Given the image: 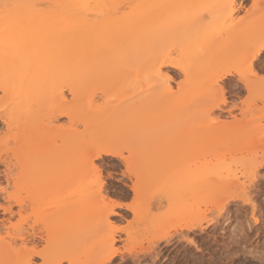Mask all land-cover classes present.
Segmentation results:
<instances>
[{
  "label": "rangeland",
  "instance_id": "rangeland-1",
  "mask_svg": "<svg viewBox=\"0 0 264 264\" xmlns=\"http://www.w3.org/2000/svg\"><path fill=\"white\" fill-rule=\"evenodd\" d=\"M213 2L0 0V264H262L264 85L245 61L264 0L216 21L239 34L196 41L215 16L189 5ZM168 21L175 40L152 49L154 66H124L132 27ZM70 53L112 70L70 73ZM101 124L102 145L143 129L159 147L128 136L119 158L98 154ZM199 170L212 196L192 192Z\"/></svg>",
  "mask_w": 264,
  "mask_h": 264
},
{
  "label": "bare ground",
  "instance_id": "bare-ground-1",
  "mask_svg": "<svg viewBox=\"0 0 264 264\" xmlns=\"http://www.w3.org/2000/svg\"><path fill=\"white\" fill-rule=\"evenodd\" d=\"M33 1V0H32ZM38 2V1H37ZM228 3H230L232 5V7L227 11L226 14H216L214 15L215 18L212 19V22H210L208 25H207V28L206 29H213L214 32L213 34H206V33H201V34H197L195 36V40L196 41H206L207 43L209 44H213L215 43L218 39H220L224 34H228L229 30H230V35H236L237 30L235 29H231V28H227L226 26L223 25L222 22H219V23H216L217 20H224V19H227V17L231 18L233 17V15L235 14L236 12V8H235V2L234 0H227ZM25 10L27 11H33L32 8L29 6V7H26L24 8ZM228 26V25H227ZM178 27L176 26V23L174 21H168V22H161V23H157L155 25V27H148V25H146L145 23H139L138 25H136L135 27H132L133 30H135V33L137 34L138 38L136 39V41L134 40L131 45L129 44V46L127 47L126 49V55H124V57L122 58V60H125V63H124V66H133L134 68H137L139 71V69L143 68L144 66H148V67H153L154 66V63L156 62L157 59H155L154 61L152 60L153 58L150 56L151 55V51L152 49L157 46L158 44L159 45H164L165 44V41L166 39L171 42V41H174L175 40V30L177 29ZM130 30V23H126V27H125V31H128ZM132 31V30H131ZM240 33V31H239ZM238 33V34H239ZM164 35H166V39L163 40ZM185 38H187V36L185 35ZM191 40V39H190ZM230 40V38H229ZM261 41H264L261 40ZM260 41V42H261ZM166 45V44H165ZM227 45V44H226ZM196 47H199V46H196ZM204 48V47H203ZM206 48V47H205ZM200 50V48H199ZM202 51V50H200ZM207 51V48L206 50ZM124 53V52H123ZM74 54V55H73ZM70 53L69 55H67L66 57H68V63H67V66L70 68V73H80V72H83V73H87L88 71H90V68L93 67V68H96V67H99L101 68V71H105L106 68L108 69V72L112 69L109 70L108 68V64H104L105 62L103 63H99L97 60V58H87V57H93L94 55L92 56H87L85 53L84 54H75V53ZM99 55V53H97ZM96 54V56H98ZM108 54V53H107ZM113 54V53H112ZM154 54V53H152ZM162 54V53H161ZM170 54V53H169ZM111 55V53H110ZM118 56V54H115ZM157 54H155V57H156ZM154 57V55H152ZM161 56V55H160ZM112 58V57H111ZM157 58V57H156ZM113 59V58H112ZM114 60V59H113ZM110 61V60H109ZM117 62V61H116ZM115 62V63H116ZM113 64V63H112ZM118 64V62H117ZM254 64V62L252 63V65ZM119 65H122V64H119ZM167 65V64H166ZM168 66H174L175 67V63L173 61H169L168 62ZM182 71H185L184 68L181 67V65H177ZM103 67V68H102ZM159 72V70L161 69V64L160 62L158 64H156L155 66ZM254 67V66H253ZM112 68V67H111ZM122 68H125V67H122ZM150 69V68H149ZM257 69V68H256ZM114 70H117L118 69H114ZM120 71V70H119ZM26 75H33L36 71L34 70H28L26 71ZM95 72V71H94ZM92 72V73H94ZM111 72V71H110ZM114 72V71H113ZM116 72V71H115ZM91 73V72H90ZM231 74V71H226L223 73V75H230ZM25 74L23 75V77L26 76ZM158 75H160V72L158 73ZM242 75V74H241ZM251 75V74H250ZM244 76V75H242ZM254 76V75H252ZM191 80H194L196 77H195V74L191 75ZM222 77V75H221ZM219 77L216 78V80L218 79ZM194 82V81H193ZM100 124V123H99ZM102 125V126H101ZM101 125H96V126H93L91 131L89 132L90 133V137H91V140L93 143L95 144H98L101 140V136H102V127L103 124ZM94 129V130H93ZM108 130V129H107ZM142 131L139 132V133H135V134H131L128 133L125 134L126 136H123L122 135L120 136L122 139H125L126 137L129 136V140L127 141L128 144L127 145H130L131 147H139L140 149H142V151H150V150H153L157 147H159V142L157 141L158 137L159 136H155L153 137L151 140H147L148 139V133L141 129ZM115 131V130H114ZM110 132V131H109ZM109 132L107 133V131L105 130V133L106 135L109 134ZM132 132V131H130ZM135 132V131H133ZM104 133V135H105ZM112 134V133H111ZM117 134V133H116ZM105 135V136H106ZM193 136V135H192ZM191 136V141H195L197 139H199V137H196L197 135H194V137L196 138H193ZM107 138V141L109 142V138ZM189 138L188 140H190V136L187 137ZM112 139V138H111ZM121 139V140H122ZM116 142L114 141H110L108 144V146L105 144V145H102V142H100L101 144V149H100V152L98 154H105V155H110V156H116L119 158V155L121 153H118V149L116 147V145H119L121 146V140L119 139H115ZM198 141V140H197ZM123 142V141H122ZM125 144V142H123ZM98 144V145H100ZM115 144V145H114ZM96 150V149H95ZM102 156V155H101ZM109 157V156H108ZM195 161V160H194ZM198 161V160H196ZM195 163V162H194ZM205 168V167H204ZM207 168V167H206ZM195 170V169H194ZM207 170V169H206ZM200 171V172H199ZM199 171H196L193 175L194 179H193V182H192V187H191V190L192 192H194L195 194V197L198 198V196H203L202 194H204V196H212L211 194V191L207 190L210 186H209V182L207 180H204L203 177H202V173L201 170ZM228 176V175H227ZM226 177V176H225ZM253 177V176H252ZM210 178V177H209ZM213 179V178H211ZM216 179V178H215ZM250 180V179H249ZM216 181V180H215ZM224 181V180H223ZM214 182V181H213ZM218 182V181H217ZM236 183V182H235ZM231 185V184H230ZM229 185V186H230ZM234 185V184H233ZM209 186V187H208ZM221 186V185H220ZM213 187V186H211ZM233 187V186H232ZM231 187V188H232ZM218 188V187H217ZM223 188V187H222ZM221 188V189H222ZM247 188V187H246ZM210 189V188H209ZM105 190V189H104ZM190 190V191H191ZM215 190V188H214ZM226 190V189H225ZM228 190V189H227ZM240 190V189H239ZM217 191V190H215ZM229 191V190H228ZM106 192V190L104 191ZM223 192V191H222ZM226 192V191H225ZM107 193V192H106ZM188 193V192H187ZM191 193V192H190ZM215 193V192H214ZM192 194V193H191ZM192 194V195H194ZM216 195V194H215ZM213 195V197L215 196ZM219 196V195H218ZM221 196V195H220ZM202 198V197H201ZM201 200V199H200ZM115 215V213H114ZM192 228V227H191ZM190 228V229H191ZM188 229V228H187ZM36 242V241H35ZM34 242V243H35ZM37 245V244H36ZM111 258H108L107 261L109 263V260ZM177 263V262H176ZM47 264H51L49 262H47ZM181 264V263H180Z\"/></svg>",
  "mask_w": 264,
  "mask_h": 264
},
{
  "label": "snow or ice",
  "instance_id": "snow-or-ice-1",
  "mask_svg": "<svg viewBox=\"0 0 264 264\" xmlns=\"http://www.w3.org/2000/svg\"><path fill=\"white\" fill-rule=\"evenodd\" d=\"M189 7H198L200 9H206L209 11L210 15H216V14H226L227 11L232 7L230 3L227 2V0H215L213 3H202L199 5H189ZM256 4L253 3L251 9L249 10L250 13L253 12L254 9H256ZM259 57L261 60H264V41H261L258 45H255L251 47V49L248 52L247 59L245 61V67L247 69V73L256 76V78L259 80L261 85H264V67L261 68L259 74H256L255 69L252 67L251 62L255 61ZM123 206V205H119ZM47 264V262H45ZM262 264H264V261H262Z\"/></svg>",
  "mask_w": 264,
  "mask_h": 264
}]
</instances>
